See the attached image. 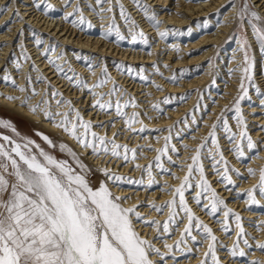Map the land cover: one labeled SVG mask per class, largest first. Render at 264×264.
Listing matches in <instances>:
<instances>
[{
  "label": "snow or ice",
  "instance_id": "obj_1",
  "mask_svg": "<svg viewBox=\"0 0 264 264\" xmlns=\"http://www.w3.org/2000/svg\"><path fill=\"white\" fill-rule=\"evenodd\" d=\"M75 0H69L66 7H71ZM112 0H96V5L99 6L98 14L103 18L105 13H112L113 8H105V4H111ZM135 3L141 8L144 16L153 22L159 31L161 21L157 14L152 10L150 5L141 3V0H135ZM44 5V10L53 9V5L46 3V0H34L33 6L40 9ZM235 7V0H228V5L224 7ZM92 7L96 11L95 6ZM259 7H264V0H258V4L254 5L251 0H243L240 9L237 13L239 26L243 29V24L247 19L251 24L255 39L259 45V50L264 53V15L258 11ZM11 10L8 5L0 6V15L5 14ZM120 16L128 25L127 31L131 36V40L136 42L138 39L143 43H148V38L143 30H138L139 25L133 19L130 12H128L124 5H119ZM78 15V20L74 23L88 24L91 23L83 14V8L80 4H76L73 13L68 16ZM14 16H20L19 10L14 11ZM67 18V17H66ZM111 24L105 32V35L115 34L118 40H124L127 37L120 31L117 25L115 16L111 17ZM259 22V23H258ZM10 23V21H9ZM170 30L160 31V36L166 37ZM191 31V29H189ZM35 38V44L40 46L44 40L35 30L32 32ZM243 47L241 51L244 52V67L243 75L240 83V95L234 101L233 107L225 109V111L234 110L236 113L237 124L243 127V131L237 136L235 132L228 125L227 118L224 113H221L217 124H222L224 131L229 134L235 145L234 151L238 158L245 155V146L247 149H255L257 145L252 140L247 132V125L241 113L240 101L245 99L248 95L246 81L252 82V68L253 62L250 57L247 39L242 40ZM23 51V45H21ZM52 48L44 50V55H48ZM25 59L30 57L25 53ZM79 59L89 60L88 57H78ZM55 63V61H53ZM17 69H21L19 60L15 61ZM91 66V61L89 60ZM33 67H35L33 65ZM59 71L63 68L56 64ZM123 68V63L120 64ZM167 67V66H166ZM38 70V69H37ZM129 73L135 72V69L129 67ZM144 69L141 68L138 75L141 79H147L142 75ZM157 71L159 69L157 68ZM162 75V73H161ZM71 79V77H68ZM4 80H12V77L7 73L3 77ZM43 79V77H42ZM111 77L108 75L107 68H104V78L99 81V84L91 86L94 96H99L96 99L94 107H99L101 110L115 108L118 116L127 117V113L123 108L137 107L134 99H129L121 102L119 98L115 101L103 99V93H96L97 87L105 85ZM174 82L178 79L176 76L171 78ZM15 84V81L12 80ZM77 84L88 88L87 83L78 79ZM157 88H160L157 85ZM21 91L26 89L21 88ZM256 91L259 95L264 96L257 86ZM119 90L114 85L111 92L106 95H118ZM53 96H62L61 93L54 91ZM25 103L28 101L25 100ZM171 97L165 98L163 101L153 105V108L160 110V103H170ZM47 105L48 101H42ZM264 104V100L261 101ZM57 104L71 105V101L57 100ZM39 105L33 106L32 110L36 111ZM46 114L50 118H55L60 115L63 119L57 124L62 127L64 131L69 132L77 142L84 148L92 149L94 154H108L113 157L123 158L125 161L129 160V153L131 159H136V148H129L126 144H118L116 140L109 139L106 136L98 135L92 131V122L84 120L78 110L73 109L76 115V123H73L68 113H53L45 109ZM139 113L134 112L131 118L126 119V124L129 130L135 131L134 123H142L138 119ZM5 126H11L6 122L0 121ZM217 124H213L212 130L208 133L211 138V144L216 147V153L211 156L215 164H223V172L219 168L216 169L218 175L221 176L223 182L227 185H234V181L229 175L228 161L225 159L223 152L219 148L216 128ZM15 131V129H13ZM146 130V126L140 129L141 132ZM264 130V129H262ZM159 131V129L157 130ZM169 131H171L169 129ZM43 135V134H41ZM8 141V146L0 143V264H157V261L152 259V254L155 253L161 257L167 253H161L159 248H156L151 240L142 237L136 230L133 218L137 220H144L150 226H155L159 233L161 228L163 232L170 231V225L177 223V216L179 211L185 214L187 224L184 227V233L179 241L176 242V247L187 243V238L190 237L193 241L196 236L192 235L194 229H199L206 239L211 240L208 245V251L204 254L205 261L209 257L212 259V264H221L216 256L217 237L213 234L212 228L199 219L189 207L185 199V191L193 187L194 172L198 173V178L195 181V187L200 191L195 194V201L201 204L202 198L207 200L202 204L210 215L215 216L221 210V206L225 209L223 212L224 220L223 230L230 231L229 217H235L239 232L237 233L236 243L231 248V255L245 256L246 253L239 247L241 239L245 236V230L241 223V216L235 213L231 208H227V204L223 198L212 187L210 181L207 179L204 167L201 160L202 150L208 145V139H205L200 146L194 150L195 154L190 157L191 163L187 165V174L183 177L182 182L178 187H174L171 191L174 193L172 199L166 201L163 205L152 203L151 207L157 212H163L165 209H170L168 220L163 224L159 220H149L142 217L137 210V206L125 207L120 196H116L107 186L106 183H101L98 188L90 186L85 173L88 171L87 166L84 165L77 154L66 144H60L61 151H67L79 166L78 172L67 160L57 159L47 151L40 149L38 153H33L30 150V145L34 141L28 140L21 144L12 140L10 137H3ZM43 139L52 147H56L53 141L46 135ZM171 136L165 137V146L162 149H156L159 153L155 158V167L167 172L161 163V156L168 152V141ZM236 140L240 143L236 144ZM246 141V145L244 144ZM39 148V145H36ZM187 147V146H185ZM173 151L175 148L173 146ZM211 152V148H208ZM217 156L219 159H217ZM171 161V156H168ZM214 164V167H215ZM137 167H141L137 165ZM153 165L149 164L144 168V172L149 177L148 187L157 183L152 176ZM250 175H256V170L249 169ZM105 176L114 182H120L127 179L130 184H145V180H133L125 178L116 173H110L104 169ZM179 179V177H177ZM257 192L264 197V170H261L259 176V183L253 188L246 190L248 200L252 204H259L257 199ZM260 227L264 228V221L261 222ZM243 243L248 245V240L243 238ZM250 246V245H249ZM168 249H172L173 245H166ZM256 247L264 250V242H257ZM202 264L205 262L202 261ZM251 264H264V261L256 260Z\"/></svg>",
  "mask_w": 264,
  "mask_h": 264
},
{
  "label": "rangeland",
  "instance_id": "obj_2",
  "mask_svg": "<svg viewBox=\"0 0 264 264\" xmlns=\"http://www.w3.org/2000/svg\"><path fill=\"white\" fill-rule=\"evenodd\" d=\"M13 1V2H12ZM18 1H21L20 3H23V1L25 0H3V3H0V6H5L8 5L9 7H11V5L13 4L14 6L12 7L9 15V19L7 21V23L5 25H3V28L0 29V32H5L6 30H8L9 28H12V25L17 24L18 21H20L22 19V11H20L19 9L21 7L17 6ZM53 0H46V3H50L52 4L54 7L51 10L45 11L44 10V5H41V8L39 9L40 13H42L43 15H45V17H48V19L52 18L56 21H58L59 19L62 20V22L65 20L66 22L63 23H67L69 26L71 27H75L76 29H78L79 31H81L82 33H85L88 36L91 37H101L103 39V41H108V43H111L113 46H117L118 48H121L122 50H126V49H133L136 51H142L144 53H153V47L154 44H157L159 41H164L163 43L165 44V46H163V43L158 46V50L155 53H159L162 52V54L156 55L154 57V62L153 63H136V64H129L126 63L125 61H122L120 59H117L115 61L114 64H110L109 68L113 67V66H117L119 67L118 72H122L123 74H128V68L129 66L133 69H135V72L129 73L130 75H132L136 80L137 83L139 84H144L145 86L148 85H152L153 88L156 89V91H163L162 95H159V97H155L154 94H151V98L153 99V104H157L158 102L163 101L165 98L171 97V102L170 103H160V110H156L153 108V105L151 107L146 108L145 111L154 109L155 113L152 112H145V117L148 120H154L157 117V120L159 117H166L168 115V111H173L176 110L178 108H180L181 105L187 106V109L185 108V110H182V116L180 118V121H182V124H180L178 126V128H173L170 132V135L167 136H162V132L157 131L158 129H162L160 127H152V129L149 130L148 126L145 124V122L141 119V117H138V119L140 121H142V123H134L133 124V128L135 129V131L129 130L127 124L123 123L124 127H116L115 130L118 129L119 131H128L127 133H130V137L132 139V143L128 142V143H121L122 141H117L116 142L118 144H126L128 145L129 148H136L137 149V153H136V159L133 160V163L136 165L139 164V160L142 157H148L146 155L147 151H152V147L154 146V144H152L151 142L146 143V140L143 139H147V138H151L152 136L155 137V139H162L163 140V147L165 146V137L171 136V139L168 141L169 144V148H168V152L161 156V163L163 164L164 168L168 169L167 172L162 171L159 168L155 167V162H153L151 164V162L145 163L141 166L142 168V172L143 175L141 176V178H143L145 180V184L141 185V184H130L127 182V179H125L124 181H120V182H114L111 179H108L107 176H105L104 174V169H107L110 173H116L120 176H123L125 178H131L133 180H140L141 178H134L133 176H130V173H122L120 170H116L114 168H110L104 165H98L95 164L91 158H90V153H83L80 149H78L72 142L68 141L63 135H61L60 133L44 126L42 123H38V122H34L31 119H29L28 117L24 116L22 112H19L16 108L14 107H10L6 104H0V121L6 122L7 124H10L11 126H5V124L0 123V143L5 144L6 146H8V141H5L3 139V137L7 136L10 137L12 140L16 141L17 143H21L24 144L26 143L28 140L34 141L35 143L30 145V150L33 153H38L40 149H43L45 151H47L48 153H50L51 155H54L57 159L60 160H67L69 162L70 165H72L78 172L80 171L79 166L76 164L75 160L72 158V156H70L68 154L67 151H61L59 148L60 144H66L68 147H70L79 157L80 161L87 166L88 171L85 173L88 181L90 182V186L95 188H98L100 186L101 183H106L108 188L116 195L119 196L118 193L114 190L113 185L119 186L121 184H124V187H133L135 189H144L145 187L147 189H149L150 191L156 190V189H160L162 188V186H165L158 178L157 175H161V176H173V177H179V179L181 178L180 176H178L177 173H174V169L173 167L176 166V162L173 159L175 156H180L182 152L181 147L179 146L180 142L182 143L186 138H190L192 137V134H196L197 130L200 129V127H203L205 125V127L209 128V130L206 133H200L197 135H194L197 139H199V143L201 144L205 139H208L209 143L208 145L202 150L201 153V160H202V164L204 167V171H205V175L207 177V179L210 181L211 185L213 188H215V186L213 185L215 183L216 180L211 181L210 177L208 176V167L207 165V161H209L208 163L211 164L215 161L213 160H205L206 158H211V156L213 154L216 153V147L213 146L211 144V138L208 136V133L212 130V125H213V121H212V125L210 126V124L208 123H204L205 121V117H207V115L211 112V110L213 109V107H211L213 104H217V101L219 100L217 96H224V94H227L225 92L224 86L225 85H219L217 86L218 82H223L227 85H229L230 83H234V79L233 78H238L241 80L242 75H243V67H244V52L241 51V48L243 47L242 45V40L243 39H247L248 44L250 45V47L248 48L250 57L252 59L253 62V68H252V76H253V81L252 82H247L246 81V87L248 90V95L245 99L240 101V107H241V113L244 117V120L246 122L247 125V132H249L250 129H253V127L250 126V120H246V117L248 114H250L251 112L249 111L250 107L247 109H244L245 106H257L260 100H264V96H261L257 93L256 88L257 86L260 88L261 92H264V81H260L262 80L261 77L264 76V63H262V58L264 57V53H258L257 52V48L259 47L258 43H255L254 41L256 40L255 38L252 37V35L254 34L251 28V24L249 23V21L246 19L244 24H243V29L241 30L240 26H239V21L237 18V13L238 10L240 9V6L243 2V0H235V7H225L224 10H220V11H216L213 13V15L211 17H213L212 20H214V23H209L208 19L206 17H202L199 21L197 19H195L194 21L196 22L195 25V29L193 30L192 25H187L186 27L183 28H178L175 26H169L171 27V29L168 27H164L163 31L165 30H170L169 34H168V38L165 37H161V39L157 40L154 38H151L148 31L145 30L144 26L142 25V19L141 17H137L138 13H135V6H137V9L141 8L135 3V0H112L111 4H105L104 7L108 8L111 7L113 8V12L110 13L109 16L107 15H103L104 20H102L99 24H104L102 27H100L98 25L97 22V15H98V10H99V6L96 5V0H75V2L72 4L71 7H66V5L68 4L69 0H59L60 2H63L61 6H57L56 4L52 3ZM120 3H122L125 7V9L131 13L133 19L137 22V24L139 25V29L138 30H143V32L145 33V35L148 38V43L145 44L143 43L141 40H137L136 42H133L131 40V36L127 31L128 25L124 22L123 18L120 16V12H119V5ZM141 3L143 4H147L150 5L152 10H154L157 14V17L159 19V8L156 6H152V3L149 2V0H141ZM251 3L256 5V3L254 2V0H251ZM76 4H80L81 7L83 8V14L84 16L87 18V20L91 23V27H89L88 24H78V23H74V21L78 20V15L74 14L71 16H68L69 13H73L74 9L76 7ZM95 6L96 7V11H91L90 13L87 12V10L89 8L92 9V7L89 6ZM108 5V7H107ZM228 5V3L226 4ZM19 10L20 16H14V11L15 10ZM230 9H233V11H236V13L234 14V19H231L232 21H225L226 24H231L232 25V30L228 33V37H225L223 39L222 42H218L217 44H213L210 45L208 48H212L210 54L208 55L206 61H204L201 64H197V65H183L182 67H177L174 68V65H172L171 63H165L166 60H163V58L166 56L165 53H167L166 51V46L171 47L174 46V50L179 52V56H181L180 58H185L186 57V51L188 53H190L189 50H186V45L189 44L190 41H196V39H199L201 35H203L205 32L206 33H213V34H219V28L221 26V24L224 23V19L225 16H223L227 11H229ZM9 11H7L6 13H8ZM258 11H260V13L262 15H264L263 10L259 7ZM5 13V14H6ZM141 13H143V11L141 10ZM91 14V15H90ZM4 14L0 15V18H2ZM115 16V20L117 25H119L120 27V31L127 37L124 40H118L117 37L115 36V34L112 35H105L106 30L108 29V27L111 24V17ZM67 17V18H66ZM110 17V18H109ZM143 17L145 18L144 14ZM101 19V17H100ZM161 21V19H159ZM10 21V23H9ZM193 21V23H195ZM108 22V23H107ZM150 24L152 26H154L155 28H157L152 21H150ZM162 22V21H161ZM107 23V25H106ZM259 23V22H258ZM260 26H264V23H261ZM160 27H162V23L160 25ZM198 28V29H197ZM160 29V28H159ZM189 29H191V31H189ZM22 30H20L19 34L14 38L13 42V46L12 48H17V49H13L11 50L10 54L7 55L6 58V62L7 64L5 65L4 68L1 69V73H0V80L2 83H4V86H6L7 88H12L15 89L17 88L18 83L16 82V77L13 76V72H11L12 70H17L16 73L20 72L21 70H23L25 68L27 72V88H28V93L27 96L30 97V100L33 99L34 97H31L30 94L32 96H38L39 91L36 90L34 88V79L35 75H32L30 72L33 67V65L35 66L34 60H32L31 58L29 59H25V53L28 55V53L26 52L25 47L23 46V51L21 48V45H23V42H21L20 40L22 39H31L32 42H35V38L29 34H23L22 35ZM37 34L41 36V38L44 40V43L40 46H36L38 47L39 50L43 51V55H44V50L47 48H52L54 49V51H50L48 53V55H44V58H46L48 61H50L51 66H53V68L58 69L56 67V64H59L62 68L63 71H59V76L63 77L64 79H66V81H68V84H71V87L75 86L76 89H79L83 86H79L77 84L78 79H82L84 80L87 85L89 86L86 89V93L88 94L87 99H90L89 105L92 104V106L95 103H92L94 100L99 99V96H94L93 95V91L91 90V86L94 84H99V81L101 79L104 78V68L106 67L104 65V63L100 62L102 60V58L100 59V55H94L91 57L92 53L87 51H81V50H76L74 48H72V46L66 45L64 43L61 42L60 39H57L56 37H52L51 36V40H47V36H45V34H41L39 33L38 30H36ZM222 33V32H221ZM177 42L176 44H173ZM5 44L8 43H0V49H2ZM255 45H258L257 47H255ZM238 46V47H237ZM206 48V47H205ZM204 48V49H205ZM204 49L200 48V49H195L192 51H195L193 53H190L189 56H193V55H200L202 50L204 51ZM239 54V55H238ZM263 54V55H262ZM1 55V54H0ZM2 56V55H1ZM78 57H88L89 60L91 61V66L89 64V60H85V59H79ZM109 58V57H107ZM19 60L20 64H21V69H17L15 61ZM77 60L80 65L83 67V69H87L86 72H84L85 74L87 73V75H84L83 73H81L78 70H75V67H73V61ZM53 61H55V63H53ZM232 61L235 63H239L237 65H232ZM168 62V61H167ZM31 65V70L30 69V64ZM123 63L124 67L121 68L120 64ZM160 64H163V68L161 69L162 71L165 70H169L170 72L169 77H165V79H167L169 82L174 83L176 85H181L184 83H191L193 82L194 84L192 85L193 87L191 89H186L185 91H181L179 93H171L167 90L164 89V87L161 85V81H158L157 78H153L155 75H159L155 74L154 76L151 74L154 73L155 71H157V68L159 69ZM167 66V67H166ZM36 67V66H35ZM68 67V68H67ZM153 67L152 70H148V68ZM108 75L111 77V79L102 87H97L96 89H101V93L105 94L103 99L105 101L111 99L113 101H115V99L119 98L121 100V102L123 103V101L125 100H129V99H134L137 107L133 108V107H127V108H123V111L127 113V117H123V116H118L116 114L115 108H111V109H107V110H101L99 107H96V109H99L100 112H103V114H108V113H112L114 115H117L118 117H116L117 120L120 121H126L127 118H131L132 114L134 112H137V109L140 108V106H138V103L136 101V96L128 91H126V89L124 88V86H122L121 84H118L115 82L116 78H113L114 75L111 73L113 69H108ZM143 68L144 71L142 73V75L146 76L147 79H141L140 75H138L140 69ZM234 70H231V69ZM88 70H91L90 72H87ZM115 70V69H114ZM160 71V70H159ZM92 72H96L98 75L95 76L93 81H89L90 78H92V75H89ZM8 74L12 77V80L15 81V84L12 83V80H4L3 77L5 74ZM33 73V72H32ZM38 73V72H37ZM236 75H235V74ZM112 74V75H111ZM176 76L178 79L174 82L171 77ZM228 75V77L226 76ZM40 74H38L37 76V82L38 84H42L44 82H46L47 80L42 79V77H39ZM121 76V75H119ZM151 76V77H150ZM203 76H205V78H203ZM260 76V77H258ZM68 77H71V79H69ZM169 78V79H168ZM203 78V79H201ZM200 79L201 82L198 83L197 80ZM205 80V81H204ZM259 80V81H258ZM260 82V83H259ZM92 83V84H91ZM241 83V82H240ZM91 84V85H90ZM114 85L117 87V89L119 90L118 95L117 94H113L112 96H108L106 95L107 93L111 92V90L113 89ZM157 85L160 86V88H157ZM103 88H107V90L103 89ZM53 92L57 91L59 93H61L56 87L52 86ZM95 92L98 93V91ZM29 90H32V92H29ZM105 90V92H104ZM125 91V92H124ZM62 96H53L51 94V106H53L54 104H57V100H67V101H71V105L68 104H60L58 106H61L60 113H68L70 119L72 120L73 123H76V115H75V111H73V109L78 110L79 111V107L74 106L72 104V100H70V98L68 97H64L63 93H61ZM213 94H215V96H213ZM240 89L238 90L236 97L233 99L232 102H229L225 107V109H229L233 107L234 101L237 99V97L240 95ZM42 96V95H41ZM93 96L94 98H88ZM14 98H18V96H13ZM44 98H47V95H44ZM44 98H41L40 101H45ZM86 98V97H85ZM262 98V99H261ZM145 99V98H143ZM75 101V100H73ZM144 101V100H143ZM44 106L45 104L42 103ZM261 106H263L264 109V104L260 103ZM224 106L219 107L220 110H218V113L221 111L222 113H224V116L227 118L228 121V125L229 127L232 129L233 132H235L237 134V136H239V134L244 130L242 126L237 124V119H236V113L234 110L232 111H225L223 110ZM87 108V107H86ZM130 109H133L132 111H130ZM85 109H82V111H84ZM244 112H247L248 114L245 115ZM264 112V111H263ZM263 112H257L260 115L264 114ZM80 115L83 117V119L85 120V114L87 113V111H85L84 113H82L81 111H79ZM155 114V115H154ZM221 117V116H220ZM63 119V118H61ZM61 119H59L58 121H61ZM220 119V118H219ZM114 122L115 120H108L105 121L104 123H102L101 125H99L98 127L100 128H104L105 126H109V130L111 128L114 127ZM122 124V123H121ZM217 124V122L215 123ZM139 126V127H138ZM146 126V130L141 132L140 129L142 127ZM256 126H259L258 124ZM138 127V128H135ZM15 129V131L13 130ZM107 130V131H109ZM92 131L93 128H92ZM216 133H217V140H218V144H219V148L220 150L223 152V155L225 157V159L228 161V167H229V175L231 176L232 180L234 181V185H227L225 184V182L222 181L221 176L219 177V181L222 183L223 186H226V189H231L232 193H231V197L229 198V200H233V201H237V205L235 206V208L232 207H228L227 208H231L235 213H239V215H242V211L244 209H246V205H244V207H239L236 208L241 202H247V204H249V206H251V209H249L250 211H255L258 214H262L260 216H256L253 219L251 218H242L241 216V223L244 227L245 230V236L243 238H246L248 240V245H245L243 243V238L240 241L239 247L241 249H243V251L246 253L245 256H236L235 259H240L241 260V264H251L252 261H256L259 258H257V256L255 257L256 254H254V252H256L258 249L256 247L257 244V240L261 239V242H264V228L260 227L261 222L264 221V197L260 196V194L257 192V199L260 201L259 204H252L249 200L246 193V190L251 189L253 187H250L248 189H246L245 187L240 186V181L248 180V175L249 174V169H254L256 170V173L258 174V176H260V172L261 170H264V165L262 166L261 163L254 165L253 166V161H256V156L258 155L259 151V144H257L259 141L262 144L264 142V140H261V137H259L258 139H255L254 137L251 136V134H249L252 138V140L254 141V143L257 145V147L255 149H247V147L245 146V155L242 158H238L236 152L234 151V143L231 139H229V134L226 133L224 131L223 125L222 124H217V128H216ZM43 134V135H41ZM126 132H121L119 134V136H123L125 135ZM139 134V139H141L139 141V143H134L135 139L133 138L135 135L137 136ZM46 135L48 136L53 143L56 145V147H52L51 145H49L44 139L43 136ZM264 135V134H263ZM262 135V136H263ZM176 142V146H179V150L174 146L173 144V139ZM113 139V138H112ZM130 139V141H131ZM228 140L229 143H231V145L233 144L234 147H227L225 148V145L222 140ZM223 143V144H222ZM236 144L240 143L239 140H236L235 142ZM151 144V145H150ZM228 144V143H227ZM244 144L246 145V141H244ZM36 145H39V148L36 147ZM173 146L175 148V151H173ZM163 147L159 148L162 149ZM147 149L146 151L143 152V149ZM208 148H211V152L208 151ZM233 148L231 154L235 155V158L238 159L239 163H243L242 164V168H238L235 166V164H233V162H231L230 158H228L224 152L228 151L229 149ZM90 149V148H89ZM197 149V148H195ZM92 151V149L90 150ZM103 154V153H101ZM110 154V153H109ZM111 155V154H110ZM157 155H159V153H157ZM157 155L154 157H157ZM193 154H191L188 158H190L191 156H193ZM112 156V155H111ZM168 156H171L172 160L169 161L168 160ZM129 160H131V153H129ZM114 159H116L114 157ZM113 159V160H114ZM123 159V158H122ZM217 159H219V157L217 156ZM125 161L123 159V161H125L126 163H128V161ZM180 163H184V161H179L178 164ZM191 163V160L188 162V164ZM149 164L153 165L152 167V176L155 178V180L157 181V183L153 184L151 187H148V181H149V177L147 175V173L144 172V168H146ZM134 166V169H137L138 167ZM178 166V165H177ZM185 166V165H182ZM223 164H215L214 170L215 173L216 169L219 168L220 172H223ZM208 173V174H207ZM232 173V174H231ZM198 173L194 172L193 175V187L189 188L185 191V197L186 196H190L192 194H195L196 192L200 191V189L198 188V190H196L195 187V181L198 178ZM245 176V177H244ZM237 181V182H236ZM213 182V184H212ZM259 183V180H258ZM258 183L256 185H258ZM167 185V184H166ZM171 190V189H170ZM216 190V189H215ZM217 193L220 195V192H218V190H216ZM187 193V194H186ZM259 196L262 197L261 199H259ZM221 198L224 199L225 195L222 194L220 195ZM187 203L188 201L192 200L193 197H189L188 200L187 198H185ZM225 200V199H224ZM138 201H140V199H138ZM207 200L202 198L201 204H197L196 201H194L193 203H195L194 207L197 208H201L203 203H206ZM121 203L123 204V200H121ZM147 200H141L140 202H137L134 206H137V210L141 213L142 217L145 218H149V216L147 214H142V208L143 206H145V208H148V205L146 204ZM156 204H159L158 202H156ZM193 203H189V207L191 204ZM166 210V209H165ZM224 208L223 206H221V210L218 211L216 213L215 216H213V225L214 228L217 230H220V236L221 237H225L228 240L230 237L235 236L236 239H234L232 244H229L227 242H223L219 241V239H217V243H218V247L220 250H227L225 249L226 247H224V245L229 246L230 250L232 248V246L234 245V243H236L237 240V233L239 232V229L237 227V223L235 220V217H229V227H230V231L225 232L223 230V224L221 223V221L224 220V216H223V212H224ZM171 211V210H170ZM169 211V212H170ZM179 211V215L177 216L176 220L177 223L176 224H172L170 225V231L169 232H165V233H169L171 234L172 237L173 233L175 231L176 228H179V226L183 223L182 218L185 216V214ZM164 212V211H163ZM163 212H158L156 214V216L158 214H163ZM207 212V211H206ZM182 213V214H181ZM169 216V214H168ZM168 216L167 218L162 221L161 223L163 224L165 221L168 220ZM223 217V218H221ZM221 218V219H219ZM153 220V219H152ZM154 220H158V219H154ZM144 220H137L135 218H133V223L134 226L136 228V230L138 231V228L136 227V225L140 222H143ZM232 221V223H231ZM217 223V224H216ZM150 226V225H149ZM217 226H219L218 228H216ZM162 229V228H161ZM172 230V231H171ZM198 234H201V231L199 229H197ZM162 233V231L159 232V234H155L154 235V239L153 240H163V242L165 241V239H167L166 237H159L160 234ZM139 234L142 236V234L139 232ZM193 235V233H192ZM257 236V237H256ZM258 236H263V238H258ZM204 237V235H203ZM205 238V237H204ZM197 239V238H196ZM224 239V238H221ZM206 240V238H205ZM188 242L186 243L187 245H180V247L176 248V243H172L171 245H173V248L170 249H166V251H164V249L162 250L161 248H159L158 246L160 244H162L163 242H161L159 245H156V248H159L161 253H165L167 252V255L161 257L159 255H156L155 253L152 254V259L157 261V264H165L167 262L168 259H172L173 262H170V264H179L181 260H177L178 258H174V254H175V250H182L183 249V253H185L184 250H189V248L191 247L190 244L192 243V239L189 237V239L187 240ZM167 242V241H166ZM170 242H174V241H170ZM153 243V242H152ZM216 243V244H217ZM155 244V243H153ZM166 244V243H164ZM194 244L199 247L201 246L202 243L198 242L195 240ZM243 245V246H242ZM250 245V246H249ZM166 247V246H165ZM164 251V252H163ZM261 252L264 253V250H260ZM254 254L253 256H251L250 254ZM184 256V255H183ZM188 257H184L182 258V260H186V258H189L191 255L187 254ZM181 258V257H180ZM179 258V259H180ZM212 264V262H211Z\"/></svg>",
  "mask_w": 264,
  "mask_h": 264
},
{
  "label": "bare ground",
  "instance_id": "obj_3",
  "mask_svg": "<svg viewBox=\"0 0 264 264\" xmlns=\"http://www.w3.org/2000/svg\"><path fill=\"white\" fill-rule=\"evenodd\" d=\"M20 2L21 1H18L17 6L21 7L19 10L22 11V19L18 21L17 24L12 25V28H9L5 32L3 31L0 32V43H5V42L8 43V44H5V46L2 49H0V54L2 55V56L0 55V73H1V69L4 68L5 65L7 64L6 62L7 55L10 54L11 50L17 49V48H12L13 46L12 41L19 34L20 30L23 29L22 35L23 34L31 35L33 30L35 31L38 30L39 33L45 34V36H47L48 34L47 40L49 41L51 40V36L56 37L57 39H60L62 43L72 46V48L76 50H81V51L83 50V51H87V53L88 52L92 53L91 57L97 54L100 55L101 56L100 59L102 58L100 62L104 63V65L108 67V69H113L111 70L112 71L111 73L114 75L113 78H116L115 82L118 84H121L122 86H124L126 91L136 96V101L138 103V106H140V108L137 109L139 113V117H141V119L145 122L149 130L152 129V127H160L162 128L159 130V132H162L161 135L167 136V135H170V132H171L169 131V129L172 130L173 128H178V126L182 124V121H180V118L183 117L182 110H185V108L187 109V106L185 105H184V108H181L183 107V105H181L180 108L176 110L168 111L167 112L168 115L166 117H159L158 120H157V117L154 120H148L145 117L144 113L149 112V111L152 113H155L154 109L145 111L146 108L151 107L152 105L155 104V103L153 104V99L151 98V94H154L155 97L158 98L159 95H162L163 91H156V89L153 88L152 85L145 86L144 84L142 85V84L137 83V80L129 73L123 74L122 72H118L119 67L117 66H113L109 68L110 64L111 65L114 64L117 59L125 61L126 63H129V64L153 63L155 61L154 57L156 55L162 54V52H159V53H155V52L158 50V46H160L164 41L161 40L157 44H154L153 53H144L142 51H136V50L133 51V49H126V50L123 49L122 50L121 48H118L117 46H113L111 43H108V41H105L106 39L103 41L101 37L88 36L85 33H82L81 31L76 29L75 27H71L67 23L66 24L63 23V22H66L65 20L62 22V20L59 19L58 21L55 22V20L52 18L48 19V17H45L46 14L43 15L42 13H40L39 9H36L33 6L34 0H25L23 1V3H20ZM149 2L152 3V6H156L160 10L158 16H159V19H161L162 21V27H160L159 31L157 30V28H155L154 26L150 24L149 20L146 17L145 18L143 17V13H141L140 9H137V6H135L136 8L135 13H138L137 17H141L142 25L144 26L145 30L148 31L150 37L154 39L157 38V40L158 39L160 40L161 36L159 33L160 31H163L164 27L168 28L169 26L171 27L175 26L180 29V28L186 27L187 25L188 26L192 25L193 27L192 29L194 30L195 29L194 27L197 22V21L195 22L194 20L197 19L199 21L202 17H206L209 23H212V22L214 23V20H212L213 17L211 16L216 11L224 10L225 8L224 6L228 3V0H149ZM254 2L258 4V0H254ZM0 3H3V0H0ZM52 3L56 4L57 6H61L63 2H60L59 0H53ZM13 6L14 5L12 4L10 9H12ZM260 8L264 12V7H260ZM91 11H92L91 8L87 10L88 13H90ZM10 12L11 11L4 14L2 18H0V29L3 28V25L7 23ZM235 13L236 11H233V9H230L223 15L225 16V19L223 20L224 23L221 24L219 28V32H220L219 34L205 32L203 35L200 36L199 39H196V41H190L189 44L186 45V48H187L186 50H189L190 53L195 52L192 50L200 49V48L204 49L206 47L204 51L202 50L200 55H193V56L190 55L189 56L190 53L186 51V57L180 58L181 56H179L178 51L174 50V46H171V47L166 46L167 53H165L166 56L163 58V60H166L164 64L171 63L172 65H174V68H177V67H182L183 65H191V66L197 65V64H201L204 61H206L212 49L211 47L210 48L208 47L210 45L217 44L218 42H222L225 37H228V33L232 30V25L226 24L225 21H228V22L232 21L231 19H234L233 16ZM104 15L109 16L110 13H105ZM97 17H98L97 19L98 25L102 27L104 24H99V23L104 19L102 18L100 19L101 16L99 14L97 15ZM193 21L195 23H193ZM171 27L169 28L171 29ZM168 37L169 36L167 35L165 38H168ZM252 37L255 38V34H253ZM20 41L23 42V46L25 47L26 52L28 53V56L32 60H34V63L36 66V67H32L34 69L31 70L32 63L30 64V69H29L31 70L30 73L32 75H35L36 80H37L38 74H40L39 77H44V79L47 81L42 84H38V82L34 79V82H35L34 88L39 91L38 93L39 95L32 96L30 94L31 97H34L33 99L30 100V97L27 96L28 93H26L28 92L27 78H26L28 71H26L25 68L18 73H16L17 70H12L11 72H13V76H15L17 79L16 80V82L18 83L17 88L15 89L7 88L6 86H4V83H2L0 80V104H6L10 107H14L19 112H22L24 116L28 117L32 121L38 122V123L40 122L44 126L60 133L68 141L72 142L83 153L86 154V153L92 152L90 154V158L95 164H98V165L105 164V166L114 168L116 170H120L122 173L131 172L130 176H133L134 178H141V176L143 175L142 168L139 167L137 169H134L133 167L136 166L137 164L135 165L132 159L129 160L128 163H126L125 161H123L122 157L121 158L115 157L116 159H114V157L111 156L109 153L108 154H104V153L94 154L93 151H90L91 149L89 148L86 149L83 146H81L77 142V140L72 135H70L69 132L64 131L62 127L57 126V124L60 122L58 120L63 118L62 116L56 115L55 118L53 119V118H50L46 114L45 109L53 113H60L58 111H60L61 106H58V104H54L53 106H51V94L53 93L52 86H54L61 93H63L64 97L70 98V100H72V104L80 108L79 111H81L82 113L87 111V113L85 114V120L92 122V128L94 132H96L98 135L106 136L109 139L114 138L115 140L119 142L122 141L121 143H128V142L132 143V139L130 137L131 134L127 133L128 132L127 130L119 131V132H118V129L115 130L116 127H119V128L124 127L122 125H124L126 121L122 122L120 120H117L116 117L118 116L112 113L103 114V112H100V110L96 109V107L92 106V104L89 105L88 101L90 99H87L88 92L86 93V89L84 87H81L79 89H76L75 86L71 87V84H68V81H66V79L59 76L60 73L58 69L53 68V66H51L50 64V61L44 58L43 51L39 50L38 47L35 45V42H32L31 39H23L22 37ZM254 42L257 43L256 40ZM176 43L177 42L173 44H176ZM163 46H165L164 43H163ZM257 46L258 45H255V47ZM257 52L259 54L261 53L259 50V47L257 48ZM262 61H263L262 63H264V57L262 58ZM239 63H235L232 61L231 66L237 65ZM73 64H74L73 67H75V70H78L84 75H87V73L86 74L84 73L86 72L87 69H83V67L80 65V63L77 60H74ZM152 68L153 67H150L148 68V70L149 69L152 70ZM162 68H163V64L162 65L160 64V67H159L160 71H155L154 73L151 74V76L152 75L154 76L155 74L160 73L159 75H155L153 78H157L158 81H161L162 82L161 85L164 87L165 90L171 93L172 92L179 93L183 90L185 91L186 89H191L193 87L192 86L194 84L193 82L191 83L187 82L182 85L181 83L180 85H176L174 83L169 82L167 79H165V77H169L168 73L170 71L165 70V69L164 71H162L161 70ZM231 70H234V69L232 68ZM90 71L91 70H88L87 72H90ZM89 75H92V78H90L89 80L91 82L94 80L95 76H97L98 74L96 72H92ZM226 76L228 77V75ZM171 77H172V74H171ZM203 78H205V76H203ZM233 79H234L233 80L234 83L232 82L227 86L223 82H218L217 86L225 85L224 89L227 88L225 90L227 94H224V96L216 95V97L219 100L217 101V104H213L211 106L213 107V109L207 115V117H205L204 123H208L211 126L212 121H213V124H215L219 120L221 113H222L221 111L218 113V110H220L219 107L224 106L223 110H225L226 108L225 106L229 102H232L233 99L236 97V94L238 90L240 89L241 80L238 78H233ZM261 79L262 80L260 81H264V76L261 77ZM197 82L200 83L201 80L198 79ZM21 88L26 89V91H21L20 90ZM103 89L107 90V88H103ZM96 91H98V93H101L102 90L96 89ZM29 92H32V90H29ZM44 95H47V98H44ZM13 96H18V98H14ZM213 96H215V94H213ZM41 98H44L45 101H48L49 103L44 106L42 104V100L40 101ZM88 98H94V97L91 96ZM25 100H27L28 102L25 103L24 102ZM95 101L96 100H94L92 103H95ZM257 103L258 105L256 107L255 106H245L244 109H247L250 107L249 111L251 113L248 114L247 112H244V114L245 115L248 114L246 117V120H250L249 121L251 123L250 126L253 127V129H250L248 133L251 134V136L254 137L255 139H258L259 137H261V140H264V135H263L264 130H262L264 129V114L260 115L259 113H257V112H263L264 109H263V106H261L260 104L261 100ZM36 105H39V108L36 111H33L32 108L33 106H36ZM82 109H85V110L82 111ZM132 110L133 109H130V111ZM108 120H115L113 128L109 130V126H105L104 128L98 127L99 125H101L102 123ZM257 124L259 126H256ZM138 127H135V128H138ZM208 130L209 128L205 127L204 125L203 127H200L199 130H197L196 134H192V137L186 138L182 143L180 142L179 146L180 147L182 146L181 147L182 152H179V153H181V155L179 157L175 156L173 158L176 162V166L173 167L174 173H177L178 176L181 177L180 179H177V177H173V176L157 175V178L165 186H162V188L156 189L153 191H150L146 187L144 189L139 190L133 187H124V184H121L119 186L113 185L114 190L118 193L120 197L123 198L122 199L123 205L125 207H131V206H134L137 202H140L142 199L147 200L146 204L148 205V208H145V206H143L142 210H140L142 211V214H147L149 216V218L147 219L149 220L158 219L161 222L164 221L167 218L170 209H166L164 210L163 214H158L156 216L158 212L155 211L151 207V204L155 203V200H156V202L159 203L158 205H163L166 201L172 199L174 193L170 189L174 187H178L180 185V183L183 180V177L187 174V165H188V162L191 160L188 157L193 153L195 154L194 152L195 148H198L200 146L199 139H197L194 135L198 136V134L206 133ZM121 132H126V134L123 136H119ZM133 138L135 139L134 143H139V141L141 140L139 139V134L137 136L135 135ZM143 140H146V143L151 142L152 144H154V146H151L152 151H149V150L147 151L146 155L148 157H142L138 161L139 162L138 165L140 166H142L145 163H148V160L149 162H151V164L155 162L154 157L158 153L156 149L163 147L162 139H155V137L152 136L151 138H147ZM222 142L226 144L225 148L234 147V145L233 144L231 145V143H229L227 139L222 140ZM173 144L177 149L179 148V146H176L177 144L174 139H173ZM257 144H259V149H258L259 153L256 156V158H254L253 156V159H256V161H253V166L254 165L257 166V164L259 163H261L263 166L264 165V142L261 144L259 141ZM146 150H147L146 148L143 149V152ZM232 150L233 148L224 152V154L228 158H230L231 162H233V164H235L236 167L241 169L243 163H239L238 159L235 158V155L231 154ZM205 160H212V159L206 158ZM179 161H184V163L178 164ZM208 162L209 161H207V165H206L208 167L207 171L208 173L210 172L211 173L210 174L207 173V174L211 178L210 179L211 181L216 180L214 184L212 182V184L215 186L214 189L218 190V192H220V195L222 194L225 195L224 199L228 207L235 208V206L238 204L237 201L229 200V198L231 197V193H232L231 189L229 188L225 190V188L227 187L223 186L222 183L219 181L220 175L216 174L214 170L215 162L211 164H209ZM182 165H185V166H182ZM247 177H248V180L244 179L243 181H240L241 182L240 186L245 187L246 189L256 186L259 180L258 174L256 173V175H248ZM196 190H198L197 187H196ZM195 194L185 197L187 198V200L189 197H193L192 200L188 201V204L193 203L195 201L194 199ZM261 198L262 197L259 196V199ZM138 199H140V201H138ZM244 205H246L245 206L246 209L242 211L243 212L241 215L242 218L244 217V218L253 219L256 216L262 215V214H258L255 211H250L249 209H251V206H249L247 202L246 203L241 202L236 208L244 207ZM194 206H195V203L190 205V208L192 209V211L195 213L197 217H199L200 220H202L205 224H207L210 228H212L213 234L217 237V239H219V241L223 240L222 243L223 242H227L229 244L233 243L234 239H236L235 236L230 237L228 240L226 239V236L221 237L220 230H217L214 228L213 216L210 215L205 208L203 207L197 208L198 206L197 207H194ZM182 220H183V223L179 226V228H176L173 233L174 237H172L171 234L169 233L163 232V229L160 230L162 231V233L160 234L159 237L167 238L165 239L164 242L163 240H160V241L153 240L154 235L159 234L155 226H149L143 221V222L138 223L136 227L138 228V232L142 234V237L151 240L153 243H155L154 244L155 246L163 242L158 247L161 248L162 250L165 248L164 251H166L167 249V247H165L166 245L172 244V243L175 244L177 241L181 239L184 233V227L187 224V219L185 216L182 218ZM218 227L219 226H217L216 228ZM193 235L196 236L197 238L196 241L202 243L201 246L197 247L194 244L195 241L192 240V243L190 244L191 247L189 248V250H184L185 251L184 254H182L183 249L181 251L175 250L174 258L175 257L178 258L176 259L175 262H177V260H181L179 264H202V261H203L205 262V264H211L212 262L211 257H209L208 260L205 261V255H204L208 251V245L211 243V240L209 239L205 240L202 233L198 234L197 229H194ZM221 238H224V239H221ZM258 238H263V236H258ZM188 239L189 237L187 238V240ZM170 241H174V242H170ZM257 241L261 242L262 240L258 239ZM183 245H187V244H183ZM224 247H226L225 249L227 250H220L218 247V243L216 244V256L221 262V264H241L240 259L236 260L235 257L231 255V250L229 246L224 245ZM257 249L258 250L254 252V254H256L255 257L257 256V258H259L258 260L264 261V253L261 252L260 251L261 249H259L258 247ZM187 254L191 256L189 258H186V260L183 261L182 258L188 257ZM254 254L252 253L250 255L253 256ZM170 262H173V260L168 259L165 264H170Z\"/></svg>",
  "mask_w": 264,
  "mask_h": 264
}]
</instances>
